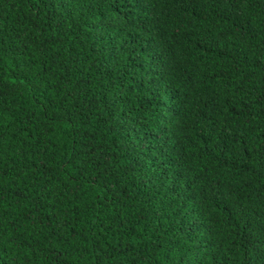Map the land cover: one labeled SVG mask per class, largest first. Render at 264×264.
Returning <instances> with one entry per match:
<instances>
[{"label": "trees", "instance_id": "obj_1", "mask_svg": "<svg viewBox=\"0 0 264 264\" xmlns=\"http://www.w3.org/2000/svg\"><path fill=\"white\" fill-rule=\"evenodd\" d=\"M0 264H264V0H0Z\"/></svg>", "mask_w": 264, "mask_h": 264}]
</instances>
